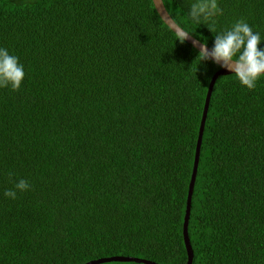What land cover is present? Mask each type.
I'll return each instance as SVG.
<instances>
[{
  "label": "trees",
  "instance_id": "16d2710c",
  "mask_svg": "<svg viewBox=\"0 0 264 264\" xmlns=\"http://www.w3.org/2000/svg\"><path fill=\"white\" fill-rule=\"evenodd\" d=\"M162 1L210 48L243 19L264 49V0H217L199 23L195 0ZM0 48L26 73L0 88V264H185L219 66L176 40L152 0H0ZM20 179L30 188L6 197ZM188 236L192 264H264V77L214 83Z\"/></svg>",
  "mask_w": 264,
  "mask_h": 264
},
{
  "label": "clouds",
  "instance_id": "9594fccd",
  "mask_svg": "<svg viewBox=\"0 0 264 264\" xmlns=\"http://www.w3.org/2000/svg\"><path fill=\"white\" fill-rule=\"evenodd\" d=\"M219 11L217 0H195L190 6L189 16L199 23L201 18L207 21ZM209 29L214 31L213 28ZM189 33L183 29L177 30L176 40L184 43L189 38ZM261 42L260 33L254 32L241 19L230 28L214 35L211 49L207 47V43L201 45L196 59L199 58L201 62L213 61L233 73L242 85L254 89L257 81L264 77V49L260 47ZM25 75L24 65L20 63L19 57L10 54L6 48H0V88L11 87L13 91L19 90ZM29 188V182L20 179L15 183V188L6 190L4 195L15 199L16 190L26 191Z\"/></svg>",
  "mask_w": 264,
  "mask_h": 264
},
{
  "label": "water",
  "instance_id": "95a60500",
  "mask_svg": "<svg viewBox=\"0 0 264 264\" xmlns=\"http://www.w3.org/2000/svg\"><path fill=\"white\" fill-rule=\"evenodd\" d=\"M152 3L154 5V8H155L157 14L161 18V20L175 34H176L177 30L182 29L169 15V13L167 12L162 0H152ZM186 42L191 44V46L194 47L197 51H199L200 46L204 44L190 34H189V38L186 40ZM208 48L211 49L210 47H208ZM228 74H233V73H231L228 69L219 66L218 70H216L214 72V74L211 76V79L209 81L207 91L205 94L204 105H203V109H202L201 119H200L199 128H198V132H197L196 143H195L193 165H192L191 175H190V179H189V183H188L186 203H185V212H184L183 225H182L183 241H184L186 254H187V259H186L185 264H192V261H193V251H192V247H191L189 236H188V220H189V216H190L191 198H192L193 188H194L196 174H197V167H198L199 154H200V146H201L202 135H203V130H204V126H205V121H206V117H207L209 101H210L212 89H213V86H214L216 79L220 75H228ZM111 261H123V262L132 261V262L144 263V264H158V263L151 261V260L132 257V256L102 257V258L90 260L84 264H101V263L111 262Z\"/></svg>",
  "mask_w": 264,
  "mask_h": 264
}]
</instances>
